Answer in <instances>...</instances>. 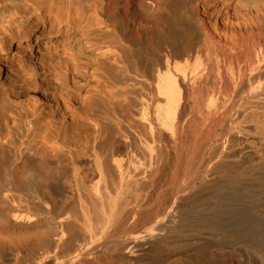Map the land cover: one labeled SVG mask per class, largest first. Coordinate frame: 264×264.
<instances>
[{
    "label": "bare ground",
    "instance_id": "6f19581e",
    "mask_svg": "<svg viewBox=\"0 0 264 264\" xmlns=\"http://www.w3.org/2000/svg\"><path fill=\"white\" fill-rule=\"evenodd\" d=\"M156 1V11H150L147 16L149 5L153 4L151 0H106L107 7L113 8V19L127 42L124 71L128 76L139 72L141 81L154 88L150 99L154 95L166 99L159 111L168 128L173 129L181 118V104L185 98L190 101L191 109L197 103L202 105H198L199 112L206 121L208 113L217 109L215 102L219 101L221 88L218 69L213 67L216 59L212 55V42L219 37L230 50L234 49L236 36L227 30L237 21L227 13L229 9L222 1L217 4L221 7L216 11V20L209 24L204 21L207 16L198 15L197 0ZM209 1L204 0L205 3ZM241 1L248 16L257 20L254 34L264 35L263 16L253 14L264 0ZM54 5L51 0H0V84L6 85L4 93L12 98L9 97L13 106L15 104V108L0 112V150L6 153L0 159L3 165L0 180H5L0 181V205L7 208L10 215L6 216H10L11 222L2 228V232L27 234L38 231L37 242L27 235L30 238L25 236L22 238L25 241L18 245L22 246L19 249L24 264H89L94 259L103 264H264V54L257 65L250 68L245 79L234 80L230 106H224L226 111L223 107L224 115L217 119L219 128L212 136L213 141L208 140L200 166L195 168L192 150L187 182L169 199L162 198L161 188L155 189L149 197L139 190L140 178L147 173L157 178L160 174L158 166H124L117 157L111 161L118 183L121 184L126 174H137L126 185L124 194H111L107 185H100L98 180L87 185L91 179L72 173L73 182L69 185L75 186V204H69L81 208L79 217L71 206H66L71 208L67 211L65 206H59L60 202L57 206L46 201L52 197L46 190L55 194L62 192L63 186L57 180L64 176L65 168L76 173L73 158L53 161L59 177L49 174L45 183L30 174L28 164L33 158L27 156V165L20 166L23 172L19 181H12L11 171L7 168L11 159L8 144L15 145L14 154H21V149L27 151L32 143V140L24 142L21 138L20 114L43 118L45 122L48 117L52 119L50 116L59 108L54 94L24 92L19 84L22 71L29 70V65L38 68L40 63L32 61L42 59L46 52H51L47 56L55 54L72 59L73 51H81L83 60L112 53L102 43L94 41L91 26L85 19H78L70 10L66 16H60L59 7ZM219 17H222L221 23ZM149 34L153 37L150 57L143 54ZM87 50L91 53H86ZM229 73L233 76L232 70ZM210 74L216 76L210 79L212 81L208 80ZM22 83L25 86L26 82ZM187 86L197 89V94L193 91L186 94ZM82 113L74 111L72 114L75 119L70 123L75 132L88 130L89 126L77 121ZM150 128L152 134L154 128L152 125ZM92 133V139L85 144L95 154L94 144L100 134L98 131ZM73 143L79 145L81 141L75 139ZM117 151L120 153L121 149ZM94 169L99 180H104L103 164L96 154ZM176 172L177 165L168 168L170 175ZM169 182L171 177L163 179L164 184ZM83 192L85 196H82ZM44 204L56 214L46 217L40 214L36 220L29 215L32 205L42 208ZM39 207L36 209L40 212ZM21 221L24 223H19ZM98 224L112 227V232L96 249L90 238L92 228ZM74 227L83 235L74 236ZM70 241H77L73 251L58 255L63 244ZM1 245L2 255L9 256L16 248L12 244Z\"/></svg>",
    "mask_w": 264,
    "mask_h": 264
},
{
    "label": "rangeland",
    "instance_id": "374dc122",
    "mask_svg": "<svg viewBox=\"0 0 264 264\" xmlns=\"http://www.w3.org/2000/svg\"><path fill=\"white\" fill-rule=\"evenodd\" d=\"M51 1L52 4H56L54 5L57 6L56 8L59 7L58 9L60 10L57 11L60 16H66V14L71 11V13H75L78 19H85L91 26V37L94 41L102 43L112 53L98 56L97 59L92 56L91 59L83 60L84 56L81 51H73L75 56L72 59L55 54L51 56L48 54L50 56L49 58L47 53L51 52H46L43 55L45 58L42 57L40 60L32 61L35 64L40 63L38 68L34 69V67H31L32 65H29L27 66L29 70L22 71L24 73L20 75V79H22L19 80L21 81L19 84L23 86V91H30L37 95L44 93L54 94L57 101L56 104L59 105V108L50 116V118H52L50 119L51 121L48 117L49 122L47 119H45L47 121L44 122L43 118L31 117L25 113L20 114L19 123L22 127L21 138L24 142L32 140V143L27 151L22 148L21 154H14L15 145L13 143L8 144L11 150V159L7 168L11 171L12 181H19L20 175L23 172H21V167L22 165H27V156L33 158L32 162L28 164L30 174L43 182H47L49 174L50 176L55 175L54 177L58 176L55 168H53V161L62 157L73 158L76 161V173L72 172L71 168H65L64 176H61L62 178L58 176L59 180H57L64 189L62 188V192L60 191L61 193L59 192V194L51 192L52 195L49 193V190H46L48 196L50 195V197H52L50 200L45 198L48 203L56 199L58 202H50V204H57L58 206L60 202L59 206H65L63 207L64 209L67 205L69 207L71 206L74 211H77L76 214L79 217L81 208L77 205L76 208L72 206L75 204L73 201L75 197L73 194L75 186L71 185L73 188H69L71 187L69 184L73 182L72 175H85L92 180L91 182H86L87 185L98 180L100 181V185H107L111 194H116L117 192L124 194L126 185L130 183L131 178H136L137 174L129 173L131 177H128L129 174H126L121 184L120 182L118 183L119 178L115 171L114 163H112L113 158L117 157L120 158L124 166L128 164H140L141 166L150 164L158 166L160 174L157 178L159 176L160 178L157 179L152 174L147 173L140 178V183L142 185L139 187V190L142 195L149 197L155 189L161 188L162 198L169 199L178 189L183 188L187 182L188 165L190 159L193 157H191L192 150V152H194V154L192 153L194 155L192 160L195 164V168L200 166L208 140L209 142L213 141L212 136L219 128L217 119L224 115V108L225 111L227 109L224 106L230 103L229 96L231 97L234 93L233 82L236 80L239 82L241 79H245L248 76L246 74H248L250 68L255 67L258 59L264 54V35L254 34L257 20L253 19L250 15L248 16V13L243 9L241 0H210L208 3H205L204 0H197V13L198 15L201 14L200 16H207V18L204 19L207 24L216 20V11L221 7L217 4L222 1V4L226 5L229 9L227 13L230 15L232 14V16L235 17L234 20L237 21V24L233 28L227 30L229 34H235L236 36L235 48L230 50L228 44L219 37L213 39L212 55L214 54L213 57L216 59L215 62H213V67L214 69H218V78L221 87L219 91V101H217V99V102H215L217 109H212L208 113L207 120L203 121L199 112V106L202 107V105L197 103L195 108L191 109L190 101L185 98L181 104L182 116L174 125V128L170 129L162 122L160 118L161 111H159L165 104L166 99L161 95H154L153 98L150 99L149 95L154 91V88H151L141 81L139 72H135L132 76H128L124 71L123 61L127 42L120 28H118V24L113 19V8L107 7L106 0ZM138 1L141 2L142 0ZM151 1L153 4H148L149 10L146 14L147 16L155 12L158 7L156 0ZM257 7V10H255L253 14L263 16L264 18V2L259 3ZM244 12L248 17L244 15ZM221 18L222 17H219V23H221ZM220 29L225 30L224 26H220ZM152 42V34H149L146 45H144L145 53L143 52V54L148 55V57L151 56L153 47ZM85 52L91 53L90 50ZM99 62L102 63L100 64ZM230 69L233 72V76L229 73L231 71ZM24 77L27 78L24 79ZM215 77L214 74H212V76L210 74L208 80L214 79ZM22 80L26 82L24 83L25 86ZM40 80L41 83L39 82ZM5 90L6 85L0 84V112L4 109L8 110L11 107L15 108V104L13 106L11 100L12 98L4 93ZM185 91L186 94L190 91L197 94V89L192 90L191 86H187ZM225 100L228 101L226 102ZM228 106L230 105L228 104ZM74 111L76 113L78 112V114L83 112L82 116L79 120L77 119V121L83 125L89 126L88 130L73 131L72 120L74 121L75 118H72V116H74L72 114H74ZM48 114H50V112ZM53 119H55L57 123L55 120L53 121ZM52 122H55L57 126ZM95 124L96 126H94ZM151 125L155 130H153L152 133L154 135L151 134ZM46 126L47 129L45 128ZM97 131L100 135L95 140L94 153L103 164L104 180H99V176L94 169L95 154H93L89 146L85 144L88 139H92L91 133H97ZM192 132H194V134H192ZM75 139L80 140L81 144L75 145L73 143ZM17 143L18 142H16V144ZM118 149H121L120 153L117 151ZM4 154L0 150V159ZM174 164L177 165V172L170 175L168 173V168ZM0 170H3V165L1 163ZM58 177L56 179H58ZM165 177H171V182L164 184L163 179ZM0 181L4 182L5 180ZM67 184L69 185L68 187L66 186ZM82 196H85L84 192ZM69 203H72V205ZM34 206L32 205L31 208L33 207L36 209V206L37 208L39 207L38 205ZM41 207L42 208L39 207L40 212L37 211L38 209L35 210L32 208L31 213L30 209L28 212L30 213L29 215H32L36 220V218L38 219L40 217V214H44V217L56 214L54 210L49 211L45 204L44 207ZM0 209V245L2 244L1 247L5 245L11 246V244L16 246L14 249L15 251L13 250L9 256L0 253V264H24L23 254H21L20 251V247L22 246L20 245V247H18V245L20 242L25 241V239L22 238H25L27 235H31V239L36 240V238H38V231L32 230L27 234H19V232L16 234V232L13 233V231L2 232V228L8 226L11 222L9 223L10 216H6L10 215L8 214L7 208L0 205ZM4 209H6V211H4ZM69 209L71 210V208ZM19 223L24 222L21 221ZM43 229L45 231L46 226L43 225ZM74 229L76 228L74 227ZM111 232L112 227H105L102 224L95 225L91 231L92 236L90 240L92 241V246L97 249L99 244L104 241L107 238L106 236L111 234ZM78 233L81 236L83 235L81 230L76 229L73 232L74 236L78 235ZM80 240L81 239H79V241ZM37 241L38 240H36V242ZM76 242L74 241V243ZM65 243L67 244L65 245ZM65 243L63 244L64 247L62 246L63 248L57 252L58 255L68 254L73 251L75 247L73 241ZM89 264L103 263L94 259L90 261Z\"/></svg>",
    "mask_w": 264,
    "mask_h": 264
}]
</instances>
